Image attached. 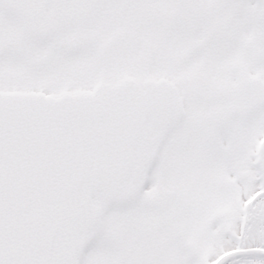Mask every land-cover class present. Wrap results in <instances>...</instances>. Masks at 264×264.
<instances>
[{"label": "snow or ice", "instance_id": "snow-or-ice-1", "mask_svg": "<svg viewBox=\"0 0 264 264\" xmlns=\"http://www.w3.org/2000/svg\"><path fill=\"white\" fill-rule=\"evenodd\" d=\"M0 264H264V0H0Z\"/></svg>", "mask_w": 264, "mask_h": 264}]
</instances>
